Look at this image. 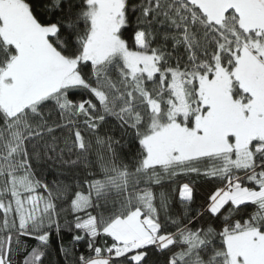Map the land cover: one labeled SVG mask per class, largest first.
I'll return each instance as SVG.
<instances>
[{"label":"snow or ice","instance_id":"6c2138e0","mask_svg":"<svg viewBox=\"0 0 264 264\" xmlns=\"http://www.w3.org/2000/svg\"><path fill=\"white\" fill-rule=\"evenodd\" d=\"M182 176L213 185L195 215ZM54 242L63 264H264V0H0V264Z\"/></svg>","mask_w":264,"mask_h":264},{"label":"trees","instance_id":"16d2710c","mask_svg":"<svg viewBox=\"0 0 264 264\" xmlns=\"http://www.w3.org/2000/svg\"><path fill=\"white\" fill-rule=\"evenodd\" d=\"M113 124H114V121L110 118L109 125L100 130V135H104L105 133H108V134H113L117 138H119L120 137L119 129L117 128L113 130L112 129ZM66 132L67 130H64V133H61L58 131L56 134L63 135V134H66ZM93 142H94V137H93ZM121 156H123L125 158V162H127L128 152L126 149L121 151ZM72 158L75 159V155H73ZM93 159H95V156H93ZM36 170L38 174H43L48 181H52L53 179L57 178V166L53 164L52 161L40 162V164L36 167ZM60 178L63 179L64 177H60ZM189 179L195 182V199H194V202L190 205L192 215H195L196 210H198L202 205L205 204L207 196L211 194V191H213L214 188L211 182H206L202 177H196V176H192V177L182 176L179 179V183L188 182ZM174 186L175 185L173 184L165 183L164 189L171 192V189ZM173 198L174 199L178 198V192L173 194ZM175 210L180 211L182 213V209H180L178 203H176L175 205ZM69 239H70V236L67 233H65V243ZM28 243L31 246H35L36 241L34 239L28 238ZM84 250L85 249L81 247V251H84ZM77 255H79V252H77ZM57 262H59V264H63V257L59 253L58 245L54 242L52 244V251H50L48 256L45 258L44 264H57Z\"/></svg>","mask_w":264,"mask_h":264}]
</instances>
